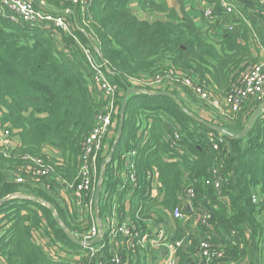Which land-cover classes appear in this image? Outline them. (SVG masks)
<instances>
[{
	"label": "trees",
	"instance_id": "16d2710c",
	"mask_svg": "<svg viewBox=\"0 0 264 264\" xmlns=\"http://www.w3.org/2000/svg\"><path fill=\"white\" fill-rule=\"evenodd\" d=\"M44 1L60 12L70 10L64 15L73 21L72 35L59 27L14 21L0 12V124L20 142L10 149L0 146V201L9 197L0 204V264H78L53 259L35 242V229L49 238V246L56 244L72 255L88 253L66 229L83 233L96 222L85 204L89 198L78 194L79 173L84 142L108 101L95 84L83 45L96 49L97 58L106 62L108 79L119 86L117 130L127 90L133 82L143 90L128 98L112 157L116 137H107L103 141L107 148L98 159L99 214L105 229L107 219L119 223L126 219L143 234L158 208L172 213L183 204L184 188L190 184L197 191L195 201L211 210L212 217L209 234L179 227L176 238L190 232L194 242L189 250L179 249V264H206L197 257L196 243L202 238L224 250L223 257L209 264L231 259L264 264V114L243 138H233L188 113L198 114L193 109L197 107L233 132L244 129L256 109L255 99L243 102L236 112H222L203 100L195 87H203L212 97H225L237 79L260 61L253 46L257 38L264 42V3L237 0L250 24L237 12L223 9L215 22H205L204 32L184 6L177 10L167 0H138L143 13L166 16L154 22L134 13L130 0H90L84 16L78 5ZM159 77L165 78L167 90L178 101L152 92L148 83ZM221 135L223 141L214 148L213 140ZM47 146L57 149L61 160L45 152ZM26 156L44 159L49 172L39 182L23 170ZM214 170L217 180H223L221 188L215 187ZM20 175L26 181L17 182ZM155 178L157 195H153ZM64 190L70 204L60 198ZM120 255L124 263L142 257L128 241ZM112 256L107 244L98 258L115 264Z\"/></svg>",
	"mask_w": 264,
	"mask_h": 264
},
{
	"label": "built area",
	"instance_id": "2783aa9c",
	"mask_svg": "<svg viewBox=\"0 0 264 264\" xmlns=\"http://www.w3.org/2000/svg\"><path fill=\"white\" fill-rule=\"evenodd\" d=\"M62 1L80 6L83 16L86 15V10L90 5V0ZM260 1L264 3V0ZM223 9L226 12H237L240 17L244 18L250 24V20H247L237 0H209V5L202 10V18L206 24L208 23L209 25V23L217 20V14L224 11ZM250 9L252 11L256 10L252 6ZM69 11V9H66L64 12H60L59 10L49 7L44 0H0V12L14 21L24 20L35 25L59 27L66 33L72 35L73 21L67 15H64L68 14ZM230 28H232V26H230ZM258 41L261 42L260 40ZM261 43L263 44V42ZM262 48H264V46ZM82 52L93 70L94 81L97 88L108 101L104 108V112L98 118L97 125L84 142L83 165L79 173L81 182L78 185V194L82 195L83 193L89 198V201L85 204L87 208L91 210L90 214L93 215L96 222L88 231L73 235L88 249V253H76L72 255L56 244L49 246V238L42 236L43 234L40 230L35 229L33 234L35 242L42 246L55 260L66 261V259H68L73 262L77 261L78 264H105L102 262V259L98 257L102 255L103 250L107 247V243L104 241L95 245L89 243L102 233L97 224L98 210L95 207V193L97 189L96 174L100 152L103 148H107V144L105 145L103 141L105 138H110L111 135H115L117 132L115 116L119 112V109L117 108L115 98L116 95L119 94V86L108 79L105 73L106 62H101L97 58L95 48H89L83 45ZM187 84H191V82L187 81ZM138 85L141 84L138 83ZM148 86L152 88V91L156 92L168 89L165 78L160 77L148 83ZM195 90L200 94L203 100L208 101L212 107L222 112L227 110L236 112L241 107V104L250 98L255 99L258 103L257 106H259L264 103V60L252 65L246 73L238 78L231 92L225 97H212L208 91L200 86H196ZM177 136H179V134H177ZM221 136H219L217 140H213L214 148H218L219 142L223 141V135ZM0 146L4 149H10L14 146V141L11 139L9 132L6 131L1 124ZM24 160H26V165L23 167V170L29 175L28 177L31 178L33 182H39L37 181L38 179L48 174L49 170L46 168L43 158L26 156ZM133 167V164H131V169H133ZM213 175L215 176V187L221 188L223 180H217V170L213 171ZM26 179L27 178L23 175L16 177L17 182H24ZM41 186L46 187L43 184H41ZM184 196L183 204L179 205L172 213H169V218L183 224H180L183 227L186 226L187 223H193L201 227L203 233L209 234V221L212 217V211L205 205L203 206L201 202L195 201L197 198V191L192 185H186L184 188ZM253 199L256 202L258 197L254 195ZM80 203L81 201H78V204ZM134 228L135 227L130 226L127 222L117 223L114 219L109 220V225L107 230L104 231L103 236H105V232L107 231L109 240L117 241L122 239L125 243L128 241L129 246L140 250V252L153 254L152 264H179V249L189 250L188 246L194 244L189 234H186L185 238L178 239L176 238V232H173L170 227L164 225L157 231L148 229L143 232V234H140L138 230L134 231ZM249 235L250 234L247 233L246 237L249 238ZM208 237H210V235H208ZM196 248L198 252L197 257L200 258V261L205 259L206 264H209L214 258L219 260L220 257H223L224 250L221 245L210 241V239L202 238L198 240ZM112 255L111 261L115 264H136L135 262H130L133 261L131 259H127L124 263L120 252H115ZM84 257L89 258L88 261H86ZM244 262H247V260L231 259L218 264H244ZM191 264H193V261H191Z\"/></svg>",
	"mask_w": 264,
	"mask_h": 264
},
{
	"label": "crops",
	"instance_id": "0c3cea01",
	"mask_svg": "<svg viewBox=\"0 0 264 264\" xmlns=\"http://www.w3.org/2000/svg\"><path fill=\"white\" fill-rule=\"evenodd\" d=\"M167 1H168L169 5L171 7H175L177 10H181V6H184L185 10L187 12H189L194 17V20H195L197 26L201 30H203L205 32V30L207 29V26L205 24L204 19L202 18V10L209 5V0H167ZM130 7L133 10V12L136 13L141 19H145V20H148L150 22H154L156 20L166 19V16L164 14L149 15V14L143 13L140 10L138 0H130ZM258 40L263 42L260 38H258L257 40L255 39L256 42H254L253 52H254V55L256 57H259V55H258V53L256 51V46H258V49L260 50V53H261V56H262V60H264V48H262L264 46L263 45L264 42L262 44ZM260 61H261V59H260ZM133 87H141V86L138 85L137 82H133ZM257 105H258V103L256 102L255 108L258 107ZM193 109H194V107H193ZM201 110L202 109H200V111ZM203 112H205L206 114L205 115L201 114V116L205 120H207V119L210 120L211 118H210L209 113L206 112V110H203ZM117 132H118V130H117ZM117 132H116L115 135L114 134L111 135L109 139H113L114 137H117ZM13 141H14V146L18 145L20 143L18 139L13 140ZM45 152H50L51 154L55 155L58 159L61 160L59 151L57 149L47 146L45 148ZM184 172H185L186 182L188 183L189 182L188 172L186 170ZM158 185H159L158 180H157V178H155L154 183H153V195H157L158 194ZM20 196H24V194H21ZM60 198L62 200L63 199L66 200V202L68 204H70V197H69L68 193L65 190L61 192V197ZM113 219L114 218H112L111 220H113ZM125 220H124L123 223H126ZM115 221H117V219ZM100 223L103 224L102 222H98L97 221V224L99 225V227H100ZM117 223H119V222L117 221ZM180 224L181 223H179L177 221L171 220V218H169V213H167L164 209L158 208V213L155 215V217L152 218V219L147 220V225L148 226H147V229L145 231H147L148 229H151L152 231H157V230H159V228H161L162 225H164V226L170 227L173 230V232L175 231L176 234H177L179 227L181 225H183V224H181V225ZM108 225H109V219H107L106 229H105L104 225H102L104 231L107 230ZM186 226H189V228L192 231V234L195 233V232H200L202 234L203 230L198 225H195L193 223H187ZM187 234H189L191 236L190 232L187 233ZM103 241L108 244L109 251H110L111 254H114L115 252H121V250L124 249V247H125V242L122 239H119L117 241H112V240L107 239V241H105V236H104L103 237ZM141 254H142L141 258L134 257V258H132L133 261H130V262H135L136 264H146V263L147 264H152V262H153V254H146V253H143L142 251H141ZM145 260L147 261L146 263H145Z\"/></svg>",
	"mask_w": 264,
	"mask_h": 264
},
{
	"label": "water",
	"instance_id": "95a60500",
	"mask_svg": "<svg viewBox=\"0 0 264 264\" xmlns=\"http://www.w3.org/2000/svg\"><path fill=\"white\" fill-rule=\"evenodd\" d=\"M143 92L142 88L141 87H131L127 90L126 94H125V97H124V100H123V103H122V107H121V110H120V123H119V127H118V132H117V137H116V141L113 145V148L111 150V153H110V157H112V154H113V151L117 145V142L122 134V131H123V126H124V122H125V118H126V110H127V105H128V98L131 94H134V93H141ZM158 94L160 95H167V96H171L172 98H174V100L178 101V98L169 90H161V91H158L157 92ZM188 113L190 115H192L195 119L199 120L201 123H203L204 125H206L207 127H209L211 130H214V131H217L219 133H222L223 135L225 136H229V137H233V138H243L245 134H247L248 132L251 131V129L253 128L254 126V123L256 122V120L258 118H260L261 115L264 114V103L261 104L260 106H258L254 112L252 113L250 119L248 120L246 126L244 127L243 130H241L240 132H233L231 130H229L228 128L224 127V126H221L219 124H216L210 120H205V119H202L198 114H195V113H192L190 111H188ZM101 191H102V183H99V185L97 186V189H96V193H95V207L96 209L98 210L97 212V220L98 222H101V218H100V214H99V200H100V196H101ZM9 197L3 199L0 201V204L5 202ZM39 200V199H38ZM53 212H55V209L52 208ZM190 210V209H188ZM56 219L58 222H60V218L58 215H56ZM100 229L102 231V233L93 241H91L89 244L91 245H95V244H99L100 242L103 241V233H104V229H103V226L102 224L100 223ZM67 230V233L68 235L75 241H77L78 243H81L82 242L77 239L73 233L71 231H69L68 229Z\"/></svg>",
	"mask_w": 264,
	"mask_h": 264
},
{
	"label": "rangeland",
	"instance_id": "374dc122",
	"mask_svg": "<svg viewBox=\"0 0 264 264\" xmlns=\"http://www.w3.org/2000/svg\"><path fill=\"white\" fill-rule=\"evenodd\" d=\"M256 51H257V53H258V55H259V58L262 60V56H261L260 50L258 49V46H256ZM194 109H195L194 111L198 112V115H199V116H201V114H203V115L206 114L205 112H203V110L200 111V109H198L197 107H194ZM206 112H207V111H206ZM207 114H208V113H207ZM201 118L204 119L202 116H201ZM207 120H209V119H207Z\"/></svg>",
	"mask_w": 264,
	"mask_h": 264
}]
</instances>
